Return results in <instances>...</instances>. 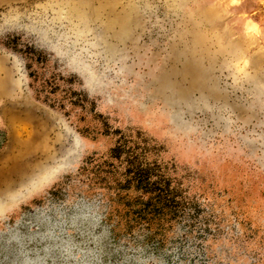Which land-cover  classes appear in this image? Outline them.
Segmentation results:
<instances>
[{"label": "rangeland", "instance_id": "1", "mask_svg": "<svg viewBox=\"0 0 264 264\" xmlns=\"http://www.w3.org/2000/svg\"><path fill=\"white\" fill-rule=\"evenodd\" d=\"M6 200L0 264H264V0H0Z\"/></svg>", "mask_w": 264, "mask_h": 264}, {"label": "bare ground", "instance_id": "2", "mask_svg": "<svg viewBox=\"0 0 264 264\" xmlns=\"http://www.w3.org/2000/svg\"><path fill=\"white\" fill-rule=\"evenodd\" d=\"M193 65H196V64H193ZM194 68H195V66H194ZM193 68V66H191V64L190 63H187L186 64V66H185V70H187V73H188V71H190V70H192V69H194ZM194 72V71H193ZM92 78H88V80H91ZM192 83H194L193 85L194 86H196V88H198V89H201L200 91H202L203 90V88H204V84H205V82H203V81H200V77L199 76H197V75H192ZM8 203V200H6L5 201V203L4 202H2V201H0V209H1V207L3 206V204H5L4 206H6V204Z\"/></svg>", "mask_w": 264, "mask_h": 264}]
</instances>
